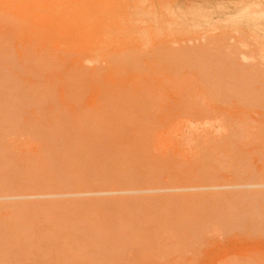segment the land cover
<instances>
[{
    "label": "rangeland",
    "instance_id": "374dc122",
    "mask_svg": "<svg viewBox=\"0 0 264 264\" xmlns=\"http://www.w3.org/2000/svg\"><path fill=\"white\" fill-rule=\"evenodd\" d=\"M0 264H264V0H0Z\"/></svg>",
    "mask_w": 264,
    "mask_h": 264
}]
</instances>
